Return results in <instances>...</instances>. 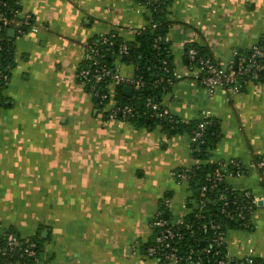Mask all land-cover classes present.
Instances as JSON below:
<instances>
[{
    "label": "crops",
    "instance_id": "1",
    "mask_svg": "<svg viewBox=\"0 0 264 264\" xmlns=\"http://www.w3.org/2000/svg\"><path fill=\"white\" fill-rule=\"evenodd\" d=\"M156 1L173 76L160 103L181 122L176 132L109 119L76 76L91 39L111 33L134 42L151 19L146 0H16L40 27L12 39L3 90L9 105L0 107V225L23 238L39 235L43 263L159 264L144 253L154 219L164 213L175 220L191 196L188 183L172 176L177 169L236 160L245 169L226 182L254 197L263 193L250 164L264 156V82L208 91L183 55L194 42L227 68L235 50L264 37V0ZM113 65L125 78L136 70L131 60ZM203 117L215 122L217 135L199 157L191 125ZM249 223L226 231V251L264 259V203Z\"/></svg>",
    "mask_w": 264,
    "mask_h": 264
},
{
    "label": "built area",
    "instance_id": "2",
    "mask_svg": "<svg viewBox=\"0 0 264 264\" xmlns=\"http://www.w3.org/2000/svg\"><path fill=\"white\" fill-rule=\"evenodd\" d=\"M151 29L156 28L155 23H149ZM40 26L35 25L29 14H24L20 9H14L9 12L4 0H0V98L2 104H7L8 100L4 98L3 90L10 79V73L13 67L14 55L12 39L7 35L9 29L14 30L15 36H22L28 32H35ZM106 37H102V43L106 44ZM252 51L249 58L239 56L237 62L232 59L227 68H222L215 65L209 58H197V50L190 48L186 54L189 66L187 68L195 70V78L200 81L208 91H212L216 87H220L226 91H235L239 89L237 78L239 75L248 72V68L255 70L264 68V61L258 63L254 57L261 56L262 53L257 46H252ZM101 49L97 48L95 42L87 46L85 58L88 63L84 68L77 71V78L80 83L88 86L89 91L97 95V84L104 81L106 84V91L101 92L98 96L101 106L108 113L109 119H116L120 121H127L130 116L134 115V108L128 104H121L115 100V90L113 85L125 84L131 85L134 89H139L143 85V81L133 74L129 78L122 77L115 66H109L102 60ZM103 52V51H102ZM128 54V47L126 44L119 46L116 58L121 59ZM234 57L237 51L233 52ZM245 62H250L248 67H243ZM237 66H233V64ZM1 102V101H0ZM153 110L158 109L157 103H151ZM162 114H167L166 108ZM208 117H203L198 124V128L193 132L191 137L192 142H197L203 135V131L208 124ZM221 166L225 164L219 163ZM251 167L254 169L264 167V160L258 163L251 162ZM172 176L178 183H188L189 172L186 170L172 171ZM227 175L233 176L231 173ZM236 175H239L237 173ZM224 177L220 168L214 172V177L207 184H202L199 189L198 207L203 208L209 197L207 192L213 190L217 181ZM189 185V183H188ZM217 199L221 202L220 213L230 215L229 208L234 206V212L237 217L243 218V208L252 215L253 209L259 205L258 202L264 203V191L259 197L250 195L249 192L244 193L245 205L240 204L236 196L227 195V193H219ZM165 202H168L166 199ZM190 212V208L184 203L183 211L178 215L175 220L166 219L159 214L156 215L153 227L155 234L152 241L145 246L144 253L146 256L155 259L159 264H230L235 259L229 256L226 251V240L224 234L219 230L220 225L213 219L208 222V227L211 229V234L205 240L206 246L203 248H195V244L201 237L192 231L190 226L184 222V217ZM201 216V214L199 215ZM202 224V227H206ZM189 231L192 240L186 245L184 251L179 248V243L185 236L183 230ZM251 251V250H249ZM212 255L213 260L211 263L207 262L205 256ZM251 255H247L237 259H244L246 264H251ZM242 261V264L245 263ZM0 264H47L43 263L40 259V244L32 238L20 237L16 232L1 229L0 225Z\"/></svg>",
    "mask_w": 264,
    "mask_h": 264
},
{
    "label": "trees",
    "instance_id": "3",
    "mask_svg": "<svg viewBox=\"0 0 264 264\" xmlns=\"http://www.w3.org/2000/svg\"><path fill=\"white\" fill-rule=\"evenodd\" d=\"M6 2L7 9L9 12L13 11L14 9H19L16 0H4ZM148 7L151 8V19L149 23H155L156 28L151 29V27L146 25L139 33L136 35L134 42L128 43L125 41H121L118 39L114 34H102L97 38L91 39L89 43L95 42L97 48L101 49L102 53V60L109 65L110 67L113 65V59L116 58V54L119 50V46L122 44H126L128 47V54L123 56L120 60H131L136 65L135 75L139 77L143 81L142 87L139 89H134L132 95L127 97L123 94L122 87L124 84H118L115 87V100L121 104H128L133 106L134 108V115L130 116L127 121L132 122L135 126L138 124L150 125L154 122H157L163 126V128L169 132H176L178 129L181 128V122H176L175 119L171 118V116L167 114H162L165 108L161 105V93L163 90H166L168 87V83L173 80L172 76V62L171 56L167 52V42L162 39V36L165 31V23L163 20V14L161 13V5L156 0H146ZM102 37H106L108 40L106 44L102 43ZM261 51V56L254 57L255 61L261 63L264 61V37H262L258 43L255 45ZM190 48H194L197 50L196 57L197 58H209L215 65L214 58L211 55V52L206 46L199 45L197 43H189L186 45L184 50V62L186 67L189 66L186 54ZM252 48H248L246 50H238L237 55L234 57V61L237 62L239 56H245L246 58L250 57ZM88 63V60L84 58L83 63L80 65L79 70L85 67ZM250 62H245L243 67H248ZM218 66V65H217ZM233 66H237V64H233ZM253 80L257 82H264V68L261 69H253L248 68V72L242 75H239L237 78V82L239 87L242 86L245 80ZM80 82V80L77 78ZM86 91L91 93L94 98L98 101L101 106L99 94L101 92L106 91V84L104 81H101L97 84V95L89 91L88 86L84 85ZM2 100L0 98V107H5L9 105L2 104ZM151 103H157L158 109L153 110L150 106ZM167 118V120H164ZM208 124L206 125L203 135L197 142L193 143V148L195 153L199 157H205L208 153V150L214 145L216 142V135H217V125L215 122L207 118L206 119ZM201 122V119L196 123H192L191 125V137L193 136V132L197 130L198 124ZM264 160V156H258L253 159L252 162L258 163L259 161ZM225 164L221 166V164ZM219 163H207L205 165H195L190 167L189 169H177L179 170H186L189 172V187L191 188V201H187L186 205L190 208V212L184 217V222L187 223L192 231L195 232L196 235L201 237L199 241L194 245L195 248H203L206 246L207 241L205 238L211 234V229L208 227V222L210 219H213L220 225L219 230L224 234L228 229L231 228H249L250 225V214L247 212V209L243 208V218H239L236 216L234 212V206H231L229 210L231 211L230 215H224L220 213V206L221 202L217 199L219 193H227L230 196H236L238 202L244 206V201H240V199H244V193L249 192L247 190L238 191L233 189L225 180V177L228 173H231L233 176L237 173H241L245 167L239 161L236 160H229L226 162H219ZM220 168L221 172L223 173L224 177L217 181L216 187L208 191V201L205 203L203 208L195 207V203H199L198 193L200 186L202 184H207L211 179L214 177V172L216 169ZM259 172L261 178V186L264 191V167L256 169ZM250 193V192H249ZM250 195H252L250 193ZM195 199V202L192 201ZM256 208V207H255ZM254 208V209H255ZM253 209V211H254ZM201 214V216H199ZM160 216L170 219L166 214L160 213ZM202 224H206V227H202ZM154 228V227H153ZM183 230L185 232L184 238L178 244L181 251H184L187 244L190 243L192 240L191 236L189 235V231ZM10 231H13L10 229ZM14 232V231H13ZM155 234V229H154ZM154 237V235H153ZM32 239L38 241L40 244L41 238L39 235L33 236ZM153 239V238H152ZM152 239L144 244L147 246ZM41 248V245H40ZM207 262L211 263L213 260L212 255L205 256ZM252 263L251 264H264V259L251 257ZM244 259H233L230 264H242ZM246 264V261L245 263Z\"/></svg>",
    "mask_w": 264,
    "mask_h": 264
},
{
    "label": "water",
    "instance_id": "4",
    "mask_svg": "<svg viewBox=\"0 0 264 264\" xmlns=\"http://www.w3.org/2000/svg\"><path fill=\"white\" fill-rule=\"evenodd\" d=\"M7 35H9L10 37H14V30L13 29H9L7 31ZM123 90V94L126 95L127 97H130L132 95L133 92V87L131 85H123L122 87ZM164 120H167V118H164ZM261 202L259 201L258 204H260ZM195 206H198V204H195Z\"/></svg>",
    "mask_w": 264,
    "mask_h": 264
}]
</instances>
